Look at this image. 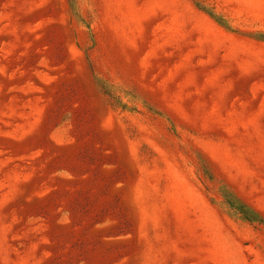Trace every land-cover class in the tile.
Segmentation results:
<instances>
[{
  "label": "rangeland",
  "instance_id": "rangeland-1",
  "mask_svg": "<svg viewBox=\"0 0 264 264\" xmlns=\"http://www.w3.org/2000/svg\"><path fill=\"white\" fill-rule=\"evenodd\" d=\"M0 264H264V0H0Z\"/></svg>",
  "mask_w": 264,
  "mask_h": 264
}]
</instances>
